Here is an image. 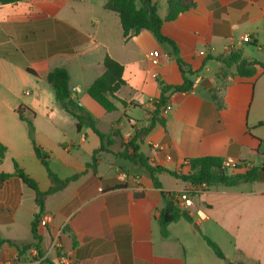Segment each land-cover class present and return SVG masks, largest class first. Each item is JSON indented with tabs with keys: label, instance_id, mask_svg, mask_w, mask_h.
Returning a JSON list of instances; mask_svg holds the SVG:
<instances>
[{
	"label": "crops",
	"instance_id": "crops-1",
	"mask_svg": "<svg viewBox=\"0 0 264 264\" xmlns=\"http://www.w3.org/2000/svg\"><path fill=\"white\" fill-rule=\"evenodd\" d=\"M107 1L0 4V144L7 148L0 174H12L15 161L41 191L52 185L17 112L22 107L28 109L24 117L33 121L36 143L50 153L51 170L61 179L82 174L46 198L41 218L48 224L37 226L39 248L20 257L17 246L34 242L35 193L17 177L0 184V239L11 242L2 246L0 264H45L46 258L55 264H264V179L192 192L195 209L207 218L190 216L193 223L181 218L163 235L162 192L196 187L162 172V188H156L146 168L117 155L150 124L161 84L184 83L180 59L192 72V90L169 95L165 126L156 124L138 140L140 153L153 166L179 172L185 171V159L207 156L261 163L264 67L242 77L215 58L240 52L264 64V0H193V8L162 26L178 53L148 30L125 40L119 16L104 8ZM168 1L153 0L164 20ZM247 35L250 43L243 41ZM153 50L161 54L156 67L146 57ZM106 56L124 67L125 84L116 93L113 112L87 93L104 73ZM59 67L68 70L72 97L98 130L116 131L110 151L98 154L96 174L87 164L100 138L89 128L77 129V120L58 104L47 82ZM203 236L218 244L226 260L216 256ZM57 237L61 247L51 251Z\"/></svg>",
	"mask_w": 264,
	"mask_h": 264
},
{
	"label": "trees",
	"instance_id": "trees-1",
	"mask_svg": "<svg viewBox=\"0 0 264 264\" xmlns=\"http://www.w3.org/2000/svg\"><path fill=\"white\" fill-rule=\"evenodd\" d=\"M20 1L23 0H0V4H15ZM194 6L195 4L193 0H169V12L166 20L162 19L160 16L158 6L153 2V0H108L105 3L104 8L108 11L116 13L119 16L125 40H128L130 37L138 34L142 30H148L152 32L160 42L168 43L174 48L175 52L178 53V48L175 42L162 33V26L165 21H174L180 14L188 11ZM215 60L222 62L227 68L235 67L236 74L242 77H251L255 75L257 66L264 67L263 63L244 58L240 52H231L227 57L215 58ZM178 63L182 70L184 83L180 86H168L164 83L161 84V96L154 102L155 110L151 113L150 124L137 131L136 135L128 142V144L123 146V150L117 155L131 162L139 163L146 168L150 172L153 184L156 188H162V184L159 179V175L162 172H167L177 180L190 183L195 187L204 184L208 187L216 185L234 187L241 183L258 181L259 173L261 171L264 172V168L258 167L245 173L227 174L222 169L221 158L207 156L185 159L182 165L185 171H168L161 167L153 166L149 163V160L142 153H140L138 140H142L146 135H148L156 124L159 123L162 126H165L163 111L168 106L169 95L171 93H188L192 90L193 82L189 79V75H192V72L185 69V64L180 59H178ZM104 68V73L88 88L87 93L106 112H113L117 110L114 103V100L117 99L116 93L125 84L123 79L124 67L110 56H106L104 58ZM69 81V72L64 67L55 68L47 76V82L54 91L56 101L62 109L77 120V129L81 130L84 127L89 128L100 138V146L94 151L92 162L87 164V168L92 169V171L96 174L99 162L98 154L110 151L109 146L113 144L111 138L116 134V131L112 130L109 134H104L98 130L96 121L92 118V116L79 102L73 99L69 87ZM122 104L126 105L125 102H122ZM27 110V108L22 107L19 108L17 112L20 119L26 122L28 126L34 153L42 165L46 168L52 185L48 191H41L37 181L21 169L15 161L14 172L12 174H0V184H3L9 178L17 177L32 191H34L36 205L39 209V212L35 214L34 221L32 223L34 242L22 247L17 246L18 257L25 254L31 248H39L41 237L38 234L37 226L41 220L42 214L45 211L46 198L64 190L70 183L78 180L82 176V174H77L67 179H61L51 170L50 153L45 152L44 149L36 143L33 121L32 119L24 117V112ZM6 152L7 148L0 144L1 160L5 157ZM162 195L165 199V206L160 212L159 219L163 235H167V227L169 224L176 222L181 218H184L191 223L194 222L193 219L176 204L174 193L162 192ZM203 238L218 258L226 260L225 255L217 243L207 236H203ZM4 244H11V242L0 239V251ZM43 263L55 264L49 258L44 259ZM229 264L236 263L229 262Z\"/></svg>",
	"mask_w": 264,
	"mask_h": 264
},
{
	"label": "built area",
	"instance_id": "built-area-1",
	"mask_svg": "<svg viewBox=\"0 0 264 264\" xmlns=\"http://www.w3.org/2000/svg\"><path fill=\"white\" fill-rule=\"evenodd\" d=\"M243 41L246 43H250L251 42V37L250 36H245L243 38ZM147 59L149 60L150 64L154 67L159 66V64L161 63V54L159 51L157 50H153V51H149L146 54ZM152 77L155 79L158 78V75L156 73H152ZM170 109V106H167V108L165 109L164 113H167V111ZM256 167H260V168H264V155H262V160L261 163L259 165H254L252 163L249 162H244L241 160H235L232 158H226L222 161V169L226 172V173H233V172H247L250 170H253ZM207 186L201 185L198 186L196 188H193L192 190H184L178 193H174L175 194V201L176 204L179 206V208L181 210H183L184 212H186L189 216L191 217H197L200 219H206L207 215L202 212L201 210H197L194 207V203L193 200L191 198L192 192L194 193H198L202 190H204ZM39 224L41 226H47L48 224V220L41 218ZM61 245H60V241L59 238L57 237L53 242L52 245L50 247V250H58L60 249ZM36 249V248H35ZM37 251V250H36ZM36 255H38V252H36Z\"/></svg>",
	"mask_w": 264,
	"mask_h": 264
},
{
	"label": "water",
	"instance_id": "water-1",
	"mask_svg": "<svg viewBox=\"0 0 264 264\" xmlns=\"http://www.w3.org/2000/svg\"><path fill=\"white\" fill-rule=\"evenodd\" d=\"M264 179V172H260L259 173V180H263ZM195 226V228H198V227H196V225H194Z\"/></svg>",
	"mask_w": 264,
	"mask_h": 264
},
{
	"label": "rangeland",
	"instance_id": "rangeland-1",
	"mask_svg": "<svg viewBox=\"0 0 264 264\" xmlns=\"http://www.w3.org/2000/svg\"><path fill=\"white\" fill-rule=\"evenodd\" d=\"M36 256H38V255H36Z\"/></svg>",
	"mask_w": 264,
	"mask_h": 264
}]
</instances>
